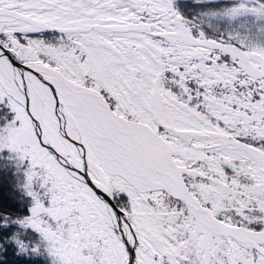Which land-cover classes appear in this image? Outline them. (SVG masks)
I'll return each instance as SVG.
<instances>
[{"label": "snow or ice", "instance_id": "1", "mask_svg": "<svg viewBox=\"0 0 264 264\" xmlns=\"http://www.w3.org/2000/svg\"><path fill=\"white\" fill-rule=\"evenodd\" d=\"M0 264H264V0H0Z\"/></svg>", "mask_w": 264, "mask_h": 264}]
</instances>
